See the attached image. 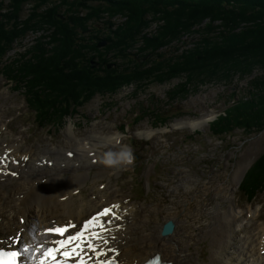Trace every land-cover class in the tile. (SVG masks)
Returning a JSON list of instances; mask_svg holds the SVG:
<instances>
[{"label":"rangeland","instance_id":"1","mask_svg":"<svg viewBox=\"0 0 264 264\" xmlns=\"http://www.w3.org/2000/svg\"><path fill=\"white\" fill-rule=\"evenodd\" d=\"M127 1L131 4V0ZM109 4L108 0H0L2 34L6 38L12 35L17 38L9 51H1L4 45L0 41V51L3 53L1 55L0 52V145L14 142L11 145L17 152L30 153L32 157L47 152L55 153L54 148L60 147L64 153H71V157L73 152L68 150L73 148L76 137L81 139L94 132L119 134L120 143L99 147L95 157L97 163L91 168L86 166V170L81 168L80 172L77 169L74 171L76 174L86 171L87 177L74 191L72 197L75 201L91 205V211L119 205L113 209L114 217L120 222L119 228L127 231L131 249L136 251H141L143 236L156 234L158 226L176 217L179 242L187 255L185 263L220 264L227 259L235 263L244 238L248 236L242 228L255 233L253 228L259 229L264 225V192L249 201L245 197V189H241L254 167L264 169V130L257 128L260 125L255 127L236 122L239 111L233 107L240 103L247 112L258 115L264 86L260 81L256 82V78L262 76L264 70L259 67L245 74L231 75L233 70L222 71L223 68H220L214 73L216 79L202 85L190 81L191 76L187 73L165 83H131L119 90L108 91H98V83L95 84L88 76L90 83L85 84L86 87H81L79 83L67 89L50 81L45 82L46 68H56V75L61 78L64 73L86 66L85 74L91 73L98 78L121 75L123 70L131 74V67L134 66L132 58L140 57L137 59L140 63L148 59L150 54H143L141 43L134 48L126 47L131 51L128 55L123 48L117 50L118 55L120 52L119 57H113L115 51L107 50L110 26L121 30V33L126 32L127 40L130 36L135 37L134 33H127L128 25L121 13H103L94 21L81 15V12L86 14V6L105 10L113 5ZM142 8L154 12L155 7ZM160 15L156 14L155 17L154 13L153 17L143 20L150 23L146 30L154 35L160 28H165L164 22L156 19ZM76 20L85 26V30L74 25ZM175 23L176 19L173 25ZM27 27L33 29L26 31ZM169 28L165 29L171 30ZM67 29L74 30V34L82 38L75 43L85 49L81 60L83 63L76 64L79 67H70L68 61H63L66 58L64 56H68L69 39L64 42L65 38L60 32H66ZM3 37L0 39L4 40ZM199 37L198 33H188L180 41L175 40L161 47L157 54L164 55L169 61L173 59L172 65H177L179 61L175 60L184 51L193 48ZM127 40L119 38L117 44ZM104 41H107L105 45H99ZM260 49L264 51V44H260ZM58 54V57L61 56L59 59ZM249 57H242L235 64H230L233 68L242 65L240 70L244 68L245 72V68L264 60V56L258 53ZM151 66L149 63L144 67L149 69ZM38 67L40 69L36 70ZM221 72L226 74L223 76ZM62 80L66 79L62 77ZM181 89H185V92L179 94ZM26 90L32 97L33 91L50 97L49 104L45 105L55 106L53 110L56 112L65 114L72 110L73 113L41 125L40 118L36 119L27 105L23 93ZM249 103H252L251 106ZM252 105L257 106L254 108ZM153 111L166 122L158 121V117L152 115ZM207 115L210 120L201 127L175 126L178 121ZM259 122L263 123L264 120ZM71 126L76 135H69ZM148 130H153L150 136L137 134L138 131ZM43 150L45 152L41 153ZM126 152H131L134 157L131 164L120 162L106 165L103 162L109 153L113 158H118ZM99 159L101 163H98ZM242 168L245 170L234 195L236 175ZM24 173L20 170L11 171L9 176L12 180L0 183V201L7 192L2 186L9 187L23 181ZM30 179L35 180L34 175ZM219 186L223 190L218 189ZM15 187H12L11 192ZM232 202L246 214L241 217L244 226L236 225L235 230L229 231L221 225V219ZM4 203L10 204L11 199L7 197ZM29 218L31 226L37 229L33 225L32 214Z\"/></svg>","mask_w":264,"mask_h":264},{"label":"trees","instance_id":"2","mask_svg":"<svg viewBox=\"0 0 264 264\" xmlns=\"http://www.w3.org/2000/svg\"><path fill=\"white\" fill-rule=\"evenodd\" d=\"M108 3L113 5L109 6V8L105 10L101 7L93 8L86 6V8H84L86 10V14H82L81 12V15H86L85 19L94 21L99 19L103 13H110L111 11L114 14L121 13L122 18L126 20L128 25V31L126 30L127 33H134L133 36L135 37L133 38L130 36V39L127 40L125 35L126 32L121 33V30L116 29V27L115 30L110 26V28H108V32L110 33L108 38H110V40L109 44L106 46L107 50L115 51L113 57H119L120 52L119 55L117 53L121 48H123L124 53L128 55L131 52L130 50H127L130 46L134 48L141 43L140 48L142 49L143 54H150L148 59L140 63V61L137 60L140 57L136 56L132 58L134 66L131 67V74L125 73L123 70V74L121 75H108L105 77H98L99 79L93 77L91 73L85 74L84 70L86 66L76 68V70L71 73H64L62 77L66 79L65 81L62 80V77H57V71H55L56 68H46L47 70L44 72L43 78L44 81H50L49 83L52 81V83L63 86L62 88H70L73 87V85L77 86L79 83H81V87H86L85 84L90 83V79L88 78L90 77L95 84L98 83V91H108L109 89L119 90L124 85L131 83H165L172 81V79L177 76L181 77V75L187 73L193 77H190V81L198 82L199 85H202L209 80L216 79V74L214 73H216L220 68H223L221 69L222 71L226 69L233 70L230 72L231 75L234 73L245 74L246 72L253 71L255 68L259 67L264 70V60L245 68V72L244 68L240 70L242 65L238 64V67L233 65V68L232 64H230L231 62L235 64V62H238L237 60L242 57L249 59V56L253 53H258L259 55L264 56V51L260 49V44H264V0H131L130 3L134 4L136 8L134 6L131 7V4H129V1L127 0L115 3L113 0H108ZM144 6H146V8L154 6V12H150L152 10H143L142 7ZM154 13L155 17L156 14H161L159 18L156 19L163 21L165 25L164 27H170L169 29L171 30L159 27L160 29H157V35L149 32L148 29L146 30V28L150 26V23L148 24V22L143 20L149 18L150 16L153 17L152 15H154ZM129 17H131L134 22H132ZM175 19L177 23L173 25V21ZM77 21L78 20L74 21V25L79 26L82 30H85V26H81ZM170 24L173 26H170ZM1 28L0 38L2 35L4 36V40L0 39L4 45L1 51L3 52V49L9 51L17 38L14 37V35L10 38H6L7 36L2 34L3 29ZM27 29L28 30L26 31H29L33 28L27 27ZM67 30L68 31L66 32H60V35L62 34L64 36L63 38H65L64 42H66V39H69L67 43V46L69 47L68 56H64L66 57L65 60L63 58L62 59L64 62L68 61L71 64L70 67H74L82 64L81 60L83 59L85 49L81 46V44H75L77 39L82 40V38H80L81 36L75 35L74 30ZM194 32L198 33L200 37L194 43L193 48L184 51V53L179 55L178 60H175V62L179 61L177 64L178 66L172 65L173 59L169 61L168 58L164 57V55L159 56L157 54V50H160L161 47L170 44L175 40L180 41V39L182 37L184 38V36L188 33L191 34ZM119 38L127 41L122 42V44L119 43L118 45L117 42L119 41ZM2 52L1 55L3 54ZM52 54L53 53L51 52V55ZM58 56L59 54L57 57ZM59 58H61V56L58 57V59ZM149 63L150 65L152 64L151 68H145L149 65ZM37 69H40V67L36 68V70ZM127 69L128 68L125 70ZM219 73L220 72H218V74ZM221 74L224 76L226 73L221 72ZM257 81H260L264 86V74L262 76H258L256 78V82ZM10 82L12 81L10 80ZM36 87H38V85ZM18 88L19 90H22V88ZM77 88L79 87H75L74 89ZM183 92H185V89H181L179 94ZM23 93L25 94L27 105H29L28 107L35 114L36 119L38 117L40 118L38 119L42 123H40L39 120H37V122L41 125L54 122L59 116H71L73 113L72 110V112L69 110L65 114L56 112L53 110L55 106H46L45 103L49 104L50 97L43 95L46 96L43 98L39 91H33V97L29 95V91L27 90L23 91ZM261 103L258 115L254 112H247V110L242 107L243 104H235L233 107L234 110L239 111L237 112V117L234 116L235 121L238 123H246L247 126L248 124L255 127L260 125V127L257 128L264 130V122H259L264 120L263 95L261 97ZM251 104L252 103H249L250 106ZM255 106L252 105V107L256 108ZM152 115L158 117V121L166 122V120H164L161 116H158L156 111H153ZM259 167L260 166L253 168L249 174L246 184L241 187V189L246 190H244V194L246 193L245 197L249 201H252L259 193L264 192V169L259 170Z\"/></svg>","mask_w":264,"mask_h":264},{"label":"bare ground","instance_id":"3","mask_svg":"<svg viewBox=\"0 0 264 264\" xmlns=\"http://www.w3.org/2000/svg\"><path fill=\"white\" fill-rule=\"evenodd\" d=\"M209 120L210 116L207 115L194 120L178 121L175 126L180 124L195 129L208 123ZM152 131H138L137 134L150 136ZM69 135H76L72 126L69 128ZM120 141L119 134L103 135L94 132L81 139L76 137L73 148L68 150L73 152L71 157L64 153L60 147L54 148L55 153L46 151L47 153L44 155L32 157L30 153L17 152L11 145L15 144L14 142L0 145V183H4L8 179L12 180L9 176L11 171L20 170L25 172L23 181L14 183L13 186L10 185L9 187L2 186L5 187L7 192L4 199L0 201V241L8 242L12 238L18 237L21 240L23 238L24 243L18 242L11 246L28 249L26 253L22 251L23 264H38L40 252L57 241L58 236L49 233V229L71 225L76 226L72 228L74 230L81 228L84 221L96 217L99 214L98 212L102 211V209L91 211L90 208H93L91 205L78 203L72 197L74 191L87 178L86 171L80 174H76L74 171L76 169L79 171L81 168L86 170V166L91 168L97 163L95 157L101 145L120 143ZM44 152L43 150L41 153ZM98 161V163H101L100 159ZM20 165L22 167L17 168ZM244 170L245 168H242L237 172L236 186L233 189L234 195ZM67 173L68 176L66 177ZM32 175H34L35 180L30 179ZM12 187L15 188L11 192ZM218 189L223 190L221 186ZM7 197L11 199L10 204L4 203ZM30 214L33 217V225L37 229L31 226ZM245 214L236 208L235 202H232L226 213L222 215L221 225L229 231L235 230L236 225L238 227L244 226L241 224V217ZM172 220L175 222V230L172 233L163 234L165 224L158 226L156 234H147L141 238V251H136L133 248L131 249L127 231H123L122 227L119 228L120 222L118 219L113 215L101 216V222H109L104 224L103 229L90 226L89 232L99 230L97 233L102 239L92 238V244L96 248L95 252L87 248L85 242V251L91 252V254H88V256L91 255L88 261L92 264H102L103 259L112 256L114 260H117L118 263L116 264H141L159 253L162 260L173 261L174 264H187V262L185 263L187 255L179 242L178 220L176 217H173ZM242 229L243 232L248 233V236L244 238V243L239 249V258L235 259V263L227 259L220 264H264V225L259 229L253 228V230H256L255 233L246 228ZM35 230L37 231L35 232ZM3 245L9 246L8 243H4L0 247ZM99 250H103L100 256L94 254Z\"/></svg>","mask_w":264,"mask_h":264},{"label":"snow or ice","instance_id":"4","mask_svg":"<svg viewBox=\"0 0 264 264\" xmlns=\"http://www.w3.org/2000/svg\"><path fill=\"white\" fill-rule=\"evenodd\" d=\"M71 155V153H69ZM15 175V173H13ZM119 205H113L111 208H105L99 213L96 217L91 218L88 222H86L82 227L84 231L77 232L76 235H72L69 226H64L62 228H52L49 229V232L58 234L60 236H65L67 233L66 239L55 241L54 243L57 244L58 248H49L47 251L43 253L46 258H51L53 264H67V260L71 259L74 261V264H86V261L83 259L81 253L85 252V242L86 247L90 248L93 252L96 251L95 246L92 244V238L95 237L97 239H102L99 233L89 232V228L91 227H99L101 229L104 228V224L109 221H100L101 216H108V215H115L113 212L114 208H118ZM71 228H75V225H71ZM86 233L88 235L86 236ZM22 243L20 238H12L10 241H0V245L4 243H8L11 247L16 243ZM23 252H27V248L22 249ZM58 255L62 256L64 259H58ZM21 252L20 251H5L0 248V264H23L20 260ZM79 257V259H76Z\"/></svg>","mask_w":264,"mask_h":264},{"label":"clouds","instance_id":"5","mask_svg":"<svg viewBox=\"0 0 264 264\" xmlns=\"http://www.w3.org/2000/svg\"><path fill=\"white\" fill-rule=\"evenodd\" d=\"M134 157L131 152L121 154L118 158H113L112 154L109 153L107 158L103 161L106 165H116L120 162L131 164Z\"/></svg>","mask_w":264,"mask_h":264},{"label":"water","instance_id":"6","mask_svg":"<svg viewBox=\"0 0 264 264\" xmlns=\"http://www.w3.org/2000/svg\"><path fill=\"white\" fill-rule=\"evenodd\" d=\"M105 43H107V41H104L103 43L100 42L99 45H105ZM174 229L175 223L171 220L165 224L163 234H170L174 231Z\"/></svg>","mask_w":264,"mask_h":264}]
</instances>
